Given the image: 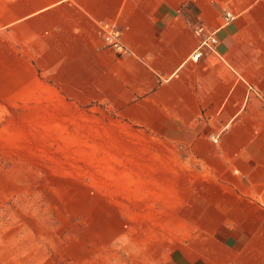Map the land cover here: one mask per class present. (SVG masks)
<instances>
[{
	"label": "crops",
	"instance_id": "obj_1",
	"mask_svg": "<svg viewBox=\"0 0 264 264\" xmlns=\"http://www.w3.org/2000/svg\"><path fill=\"white\" fill-rule=\"evenodd\" d=\"M0 88L61 122L122 264H264V0H0Z\"/></svg>",
	"mask_w": 264,
	"mask_h": 264
},
{
	"label": "rangeland",
	"instance_id": "obj_2",
	"mask_svg": "<svg viewBox=\"0 0 264 264\" xmlns=\"http://www.w3.org/2000/svg\"><path fill=\"white\" fill-rule=\"evenodd\" d=\"M8 91L0 88V264H80L81 244L103 241L114 246L111 263L122 264L120 211L95 199L81 154L64 151L61 122L42 104L5 102Z\"/></svg>",
	"mask_w": 264,
	"mask_h": 264
},
{
	"label": "built area",
	"instance_id": "obj_3",
	"mask_svg": "<svg viewBox=\"0 0 264 264\" xmlns=\"http://www.w3.org/2000/svg\"><path fill=\"white\" fill-rule=\"evenodd\" d=\"M228 17H232L231 14H228ZM199 31L202 32L203 27H200ZM120 37H121L120 30L115 29V28L110 29L104 35V39H105L108 46L118 50L119 52H126V48L122 44ZM216 41H217L216 38L213 36H209V37L205 38L201 42L200 47L198 49V52L194 56V59L197 60V58H199L203 54V48H208V49L213 50V46L216 43Z\"/></svg>",
	"mask_w": 264,
	"mask_h": 264
}]
</instances>
